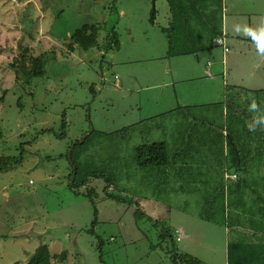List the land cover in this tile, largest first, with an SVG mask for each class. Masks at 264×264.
<instances>
[{
    "label": "rangeland",
    "instance_id": "1",
    "mask_svg": "<svg viewBox=\"0 0 264 264\" xmlns=\"http://www.w3.org/2000/svg\"><path fill=\"white\" fill-rule=\"evenodd\" d=\"M161 4L155 0L151 22L152 0H0V157L10 159L0 170V264H25L41 243L53 264H188L175 261L173 249L199 264L227 263V188L237 180L229 178L234 169L220 131L223 115L218 108L193 112L213 121L210 147L204 140L176 141L159 127L160 92L172 74L159 55ZM207 5L223 23L220 3ZM82 23L99 26V39L114 27L118 43L70 51L69 36ZM201 27L196 53L202 67L206 59L220 66L221 81L222 46ZM181 38L168 37L169 54L188 48ZM25 45L34 56L46 50L45 73L28 83L15 81L10 66ZM193 55L183 53L190 61ZM243 100L237 101L242 108L263 107L264 93ZM202 130L185 132L204 136ZM86 137L75 150L79 161L74 153L82 167L76 181L88 179L75 193L67 152ZM161 141L168 144L167 163L140 166L136 148ZM162 228L172 235L165 242Z\"/></svg>",
    "mask_w": 264,
    "mask_h": 264
},
{
    "label": "crops",
    "instance_id": "2",
    "mask_svg": "<svg viewBox=\"0 0 264 264\" xmlns=\"http://www.w3.org/2000/svg\"><path fill=\"white\" fill-rule=\"evenodd\" d=\"M160 1L162 2L160 31L164 39L161 38L159 44L161 51L159 55L169 69L167 72L169 74L172 72V74L169 76V82L164 84V87L162 86L160 92L159 108L162 110L157 115L160 118L159 127L166 130L168 135L171 133L176 141L178 138L181 141L185 139L187 141L191 139L204 140L200 142L202 146L210 147L215 143L213 121L207 116H204L203 121L197 120L199 117H196L193 112L198 113L205 108H218L223 115L220 131H222L224 147L228 149L232 146L228 132L231 133L232 140L237 142L236 146H241L244 141L242 131L246 132V123L242 124V120H245L246 115L242 112L243 108L240 106V102L237 101L244 98L243 101L247 104L245 98L248 94L264 93V1L215 0L218 4L220 3L223 23L215 9L207 5L209 0H201V3L206 2L203 8L205 12L201 15L193 10L200 0ZM173 1L175 5H180L179 9L181 10L188 6V11L184 15L176 14L174 27H172L173 14L170 6ZM261 19L262 22H260ZM201 26L205 29H202ZM199 27L206 32L214 33L213 41L222 36L224 46L228 48L227 51H224L223 47H218L221 52L219 61L223 65L222 73L224 74L221 81H218L220 66L215 61L206 59L205 66L202 67L203 64L196 53L199 50V40L202 38L200 31L197 30ZM253 33L257 35L253 36ZM168 37L177 43L183 37L182 42H188L189 46L185 51L177 49L169 54ZM196 41L198 43L195 44ZM188 51L194 54L192 61L183 56V53L187 54ZM213 69L215 74H212ZM203 75L209 77L206 84L201 83L203 80L200 81V77ZM115 85L119 86V82L116 81ZM165 88H167L166 91ZM204 112L207 113V111ZM179 113L182 117L188 118L186 120L179 119ZM144 115L146 119L156 116L147 113H143ZM199 115L198 113L197 116ZM197 125L203 127L204 136L197 134L191 136L185 132L186 129L191 130ZM210 141L212 143L208 145L207 142ZM161 142L168 148L167 142ZM176 233L179 234V232ZM177 237L179 236L177 235Z\"/></svg>",
    "mask_w": 264,
    "mask_h": 264
},
{
    "label": "trees",
    "instance_id": "3",
    "mask_svg": "<svg viewBox=\"0 0 264 264\" xmlns=\"http://www.w3.org/2000/svg\"><path fill=\"white\" fill-rule=\"evenodd\" d=\"M170 6L173 14L172 27H174L176 14L180 13L184 15L188 11V6H185V9L181 10L179 9L180 5H175L174 1ZM203 8L201 5L199 7L195 5L193 10L201 15L205 12ZM155 13L156 11L154 10L150 14L151 22L155 18ZM112 28L113 30L110 35H105L99 39V26H96L94 23H82L69 36L70 41L68 42L69 44L67 43L70 45L69 50L71 51L76 47L83 50V48L92 45L98 48L99 46L106 47L107 49L105 50L111 49V41L114 44L118 43L114 27ZM114 47L117 48L118 45ZM22 51L23 53L20 55V58L12 62L10 66L15 73V81L23 78L24 83H28L31 79L45 73V60L43 56H45L46 50H41L34 56L31 52V47L25 45L22 47ZM26 61L28 62L26 63ZM250 106L252 107L251 110L248 109ZM249 107L242 109V112L246 115L245 120H242V124L246 123V132L242 131L244 141H242L241 146H236L237 142L232 140L231 133L228 132L230 144H232L228 148L230 156L228 164L234 169L232 173L235 174L234 180L237 181L227 188L230 201L228 200L227 203L229 209L226 214L225 226L227 230L229 229L228 233L232 236L228 239L226 246V264H264V106L259 107L256 102L253 106L249 105ZM65 125V121H63L62 127L64 128ZM41 132L45 131L42 130ZM232 134L234 135V133ZM61 135H64V132ZM87 137L84 140L82 139L81 142L77 141L71 149V161L69 160L71 167L68 180L69 186L75 188V193H78L76 188L84 186L88 179L82 177L83 180L76 181V177L80 174L82 167L75 160L76 155L78 161L81 156L80 151H75L76 148L82 146ZM136 151L137 163L142 167H159L167 163L169 158L163 142L144 144L138 146ZM9 163L10 159L0 157V170ZM73 167H75V175L73 182L70 183V177L74 171ZM226 176L229 177L228 174ZM107 187L112 188L109 179ZM83 193L88 195L86 189L83 190ZM105 193L108 197H115L106 190ZM159 237L161 238V242H165L166 239H171L172 235L169 229L162 228L159 231ZM172 251H174V260L177 262L186 261L188 264H199V261L196 259L185 254L180 256L174 249ZM25 264H53L48 245L46 243L39 244L34 252L27 257Z\"/></svg>",
    "mask_w": 264,
    "mask_h": 264
},
{
    "label": "water",
    "instance_id": "4",
    "mask_svg": "<svg viewBox=\"0 0 264 264\" xmlns=\"http://www.w3.org/2000/svg\"><path fill=\"white\" fill-rule=\"evenodd\" d=\"M152 8H153V11L155 10V0H152ZM76 144V142H73L71 147L69 148L68 152H67V156H68V159L71 161V149L74 147V145ZM74 168V171L72 172L71 174V177H70V183L73 182V179H74V175H75V167Z\"/></svg>",
    "mask_w": 264,
    "mask_h": 264
},
{
    "label": "built area",
    "instance_id": "5",
    "mask_svg": "<svg viewBox=\"0 0 264 264\" xmlns=\"http://www.w3.org/2000/svg\"><path fill=\"white\" fill-rule=\"evenodd\" d=\"M214 41H215V45H217V46H220L221 45L223 47V50L224 51H227L228 50V48L226 46H224L223 37L222 36L215 38ZM230 177L231 178H234L235 177V174L231 175Z\"/></svg>",
    "mask_w": 264,
    "mask_h": 264
}]
</instances>
